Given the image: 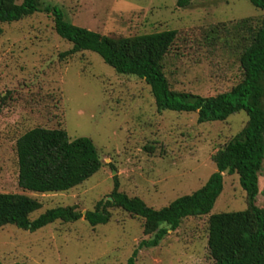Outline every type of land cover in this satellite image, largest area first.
Wrapping results in <instances>:
<instances>
[{
	"label": "rangeland",
	"instance_id": "rangeland-1",
	"mask_svg": "<svg viewBox=\"0 0 264 264\" xmlns=\"http://www.w3.org/2000/svg\"><path fill=\"white\" fill-rule=\"evenodd\" d=\"M22 0H16L20 3ZM58 6L74 25L104 35L133 36L174 29L164 59L170 87L202 96L228 90L241 77L236 27L259 22L263 11L249 0H39ZM240 39V38H239ZM72 43L54 29L50 12L0 22V192L28 194L41 202L30 214L74 206L92 210L113 189L153 208L201 187L215 171L212 155L244 125L245 111L223 121L197 122L196 112L158 111L149 86L117 73L97 53L61 56ZM64 128L70 139L89 137L100 169L81 184L38 193L17 184L15 141L26 130ZM148 147V148H147ZM256 204L264 206V159ZM237 174H223L210 213L246 208ZM104 224L55 220L34 231L0 226L4 264H214L207 246L208 215L186 217L156 246L143 244V220L109 206ZM83 213V214H84Z\"/></svg>",
	"mask_w": 264,
	"mask_h": 264
},
{
	"label": "trees",
	"instance_id": "trees-1",
	"mask_svg": "<svg viewBox=\"0 0 264 264\" xmlns=\"http://www.w3.org/2000/svg\"><path fill=\"white\" fill-rule=\"evenodd\" d=\"M190 1L177 0V4L186 6ZM249 2L263 14L254 25L243 19L236 27L240 80L228 90L202 96L170 87L164 59L177 36L174 29L112 37L72 24L56 5L39 0H0V22L17 21L37 11L50 12L56 33L72 43L61 56L91 50L117 73L143 79L158 111L196 112L199 123L223 121L239 111L247 116L242 128L212 155L216 169L205 183L167 205L148 206L139 197L119 191L114 180L110 199L99 200L84 214L74 206H56L30 219V214L41 207L38 199L24 193L0 192V226L12 224L34 231L55 220L69 222L81 217L95 226L108 222V207L115 206L141 218L143 232L150 235L143 244L156 246L184 218L208 215L207 246L214 264H264V206L256 204L264 159V0ZM15 152L18 186L38 193L67 191L91 177L102 164L89 137L70 139L60 127L26 130L16 139ZM224 173L238 175L246 193V208L210 213L222 191ZM135 255L136 251L127 264H135ZM0 264L4 263L0 260Z\"/></svg>",
	"mask_w": 264,
	"mask_h": 264
},
{
	"label": "water",
	"instance_id": "water-1",
	"mask_svg": "<svg viewBox=\"0 0 264 264\" xmlns=\"http://www.w3.org/2000/svg\"><path fill=\"white\" fill-rule=\"evenodd\" d=\"M84 213V212H83Z\"/></svg>",
	"mask_w": 264,
	"mask_h": 264
}]
</instances>
